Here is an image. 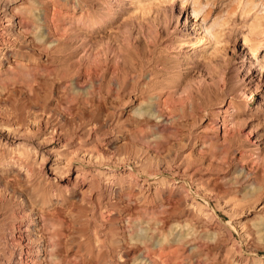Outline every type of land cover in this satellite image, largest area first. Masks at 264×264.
<instances>
[{
  "label": "rangeland",
  "instance_id": "1",
  "mask_svg": "<svg viewBox=\"0 0 264 264\" xmlns=\"http://www.w3.org/2000/svg\"><path fill=\"white\" fill-rule=\"evenodd\" d=\"M8 1L0 0V22L24 48L4 68L22 53L23 63H52L41 48L39 5ZM124 2L131 7L117 13L121 29L92 33V53L106 65L119 53L126 70H156L165 85L179 72L184 90H86L74 81L79 39L54 33L66 59L77 52L62 62L73 65L65 78L40 74L31 87L0 86V120L37 147L27 172L0 165V264H13L19 252L47 264L42 219L60 225V264H264V0ZM15 6L33 9L34 32H21ZM55 13L54 30L58 15L72 20L80 8L59 0ZM248 70L253 85L242 78ZM229 101L237 124L223 136L216 122ZM156 102L176 115L174 132L151 130L156 120L146 111ZM141 129L146 140L135 136ZM28 224L31 231L18 230Z\"/></svg>",
  "mask_w": 264,
  "mask_h": 264
},
{
  "label": "bare ground",
  "instance_id": "2",
  "mask_svg": "<svg viewBox=\"0 0 264 264\" xmlns=\"http://www.w3.org/2000/svg\"><path fill=\"white\" fill-rule=\"evenodd\" d=\"M29 1L33 2L34 4L39 5V8H37V10H35L34 13L37 14V19L41 20L42 29L40 31H42V36L44 37V43L41 48H43V51H45L46 53L49 52L51 54L49 57L50 58L49 62L51 61L52 63H50L49 65L44 64L40 66L33 65V64H26L21 61L22 56H23L22 55L23 53H22L21 54L22 56L20 55V57L15 58L13 62L10 61V65L5 66L4 68L3 63H6L9 57L12 59V57L19 56L17 53L18 50L19 49L22 50V48L24 47L20 45L19 43H17L16 40H14V38L12 39L10 37V35L12 34L10 33L9 29H7L8 27L4 25L2 22H0V65L3 64V67H2L3 69H1L0 71V86L2 88L4 86L6 88V86L10 84H15V83H20V84L24 83L25 85L28 86L30 81L34 80L40 74L48 76L49 74L55 73L57 74L55 76L60 75L63 78H65L64 76L67 74L69 70L72 69L73 65L66 64V66H64L63 64L65 63L62 64V62L67 61V59L69 60L70 57H73V56L75 57L76 55L74 54L76 52V49L73 48V50L67 54L68 55L67 59H66V55H62L63 52L60 51V49L62 50L64 48L59 47L61 46L60 44L61 38L60 36H56V35L60 33V31H63L64 33L65 32L70 33L68 34V37L70 38V40L79 39L80 41V45L82 47L80 50L82 51L83 49L82 51L83 54L81 56V59L79 58L80 56L78 57L79 59L76 57L78 64L77 66L75 65L76 67L74 66L75 68L73 67V71H75V73L77 74V77L79 78H77L74 81L75 83H78L80 82L78 79H81L83 86L85 85L83 88L86 87L85 88L86 90H155V89L156 90L158 89L159 90L160 89L184 90L185 85L182 89L180 88L185 83L181 84L177 80L180 77V74H178L179 72L176 74L175 76L176 80L172 86H170V83L169 85H165L166 83L160 82V80L157 78L156 74L160 72H156V70L153 72H149L147 76L143 75L142 72L135 73L134 72L135 69L132 72L133 68L130 71L126 70L127 67L124 66L125 63L119 53H114L112 51L114 53L113 59L115 60L114 61L113 59L111 60L115 62V64H111L110 61H109V64L113 66H109V64L106 65L105 63H107L108 61L103 63L102 59H104L105 61L106 56L102 57V56L92 53L88 45L90 43L92 44L91 42L93 38L92 33H94L96 36L97 35L99 36L100 33L104 31L107 27H109V29H112L113 27H115L116 29H119L120 27L118 28V26L120 24H118L116 21V18L118 16L117 13L123 12L124 9L131 7L130 3L125 8L120 7L122 4L125 3L124 2L125 0H99V2L97 3V6L93 5V3L90 4V0H73L74 4L77 3L79 5V8H80L79 15L77 17H73L72 20L70 19L65 22H64V16L58 15L59 17L58 20L61 22H59V25H57L58 28L57 29L55 28V30L53 29L54 27L53 28L51 27L52 26L51 24H53V18L56 15L55 10H56V7L58 6L59 0H29ZM8 2H11L10 4H13V2L15 3V1H12V0ZM1 7L3 9V12L6 11V4H2ZM13 10L19 16L16 24L21 29V32L26 33V34L32 31L34 32L36 27L33 25L31 19L28 18V14L31 11H33V9L30 10L28 8H21V7L15 6ZM181 13L182 12L179 13L177 22H179ZM179 32L180 31H178V33ZM54 33L56 35H54ZM62 33H60V35H64ZM86 45L88 48H85ZM70 47H71V44L69 46V49ZM65 50L66 49H64V52H67ZM63 54H66V53H63ZM107 57H109V55ZM55 61L57 65H53ZM58 62H59V65H58ZM154 67L156 68V66ZM242 67H244V63H241V68ZM158 69L159 68H157V70ZM242 76H243L242 78L246 80V82L249 85H253V81L255 79L253 72L251 73L248 70L244 74H242ZM146 77H147V80H146ZM63 84L62 85L64 86V88H67V87H70L73 83L71 84L69 82H64ZM185 90H189V87L186 86ZM252 91L253 90H250L249 94H252ZM222 106L224 105L220 104L219 107H222ZM224 109H226V113H224L225 116L223 117V119L219 118L220 120L216 122V126L218 129V128H222L221 125H223L222 133H223V136L224 135L226 136V134L229 133V132L227 133V128L228 129L229 127L233 128L237 124L236 123V120H237L236 112H237L238 107L234 105L233 102L229 101L227 106L224 107ZM217 111H218L217 114H219V110ZM146 112L149 113L148 115L154 117V119L156 120V124L154 125V128L151 129L152 131L154 130V132L156 131L157 133H160V134L165 133V132H170V133L174 132V129L171 126V121L173 120L172 117L173 116L175 117L176 115L173 114V116H170V114L161 112L159 109V104L157 102L153 103V105H151V108L147 110ZM169 113L171 112L169 111ZM219 123L221 124L219 125ZM10 124L11 123L8 122V119L0 120V165L6 166L9 169L12 167L13 168L17 167L19 170H24L27 172V170L29 169L26 167L25 161L28 160L30 152L32 150L35 151L34 147L35 148L37 147L31 140H29V144L27 145L22 144L23 141H18L22 138L21 129L18 126H13ZM34 129L32 125L28 128L27 133L30 136L28 134L27 135L29 137H32L34 135L35 133ZM138 132L139 133L135 132L136 138L141 139V140H146V136L142 134L143 133L142 129ZM216 135L218 136V132L215 134V136ZM255 145H256V148H258L260 143L255 142ZM62 146H66V143L62 144ZM41 226L46 232L44 253H45L47 264H60V260L55 255L56 250L60 246V238H61L60 237L61 233L59 231L60 225L56 223L55 221H53L52 219H42ZM18 230H22L21 232H29L32 230V227L28 224L27 226H25V228L23 229L20 228ZM22 237L23 236H21V239ZM29 251H30L29 248H27L24 254L26 256H29V253H28ZM19 255H20V252L18 253V256L15 259V261L12 262L13 264H33L34 261L33 259H31V257L24 258L23 256L22 258Z\"/></svg>",
  "mask_w": 264,
  "mask_h": 264
}]
</instances>
